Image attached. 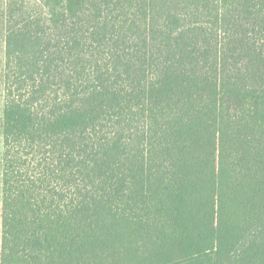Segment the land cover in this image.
Here are the masks:
<instances>
[{
	"label": "trees",
	"instance_id": "1",
	"mask_svg": "<svg viewBox=\"0 0 264 264\" xmlns=\"http://www.w3.org/2000/svg\"><path fill=\"white\" fill-rule=\"evenodd\" d=\"M0 264H264V0H0Z\"/></svg>",
	"mask_w": 264,
	"mask_h": 264
}]
</instances>
